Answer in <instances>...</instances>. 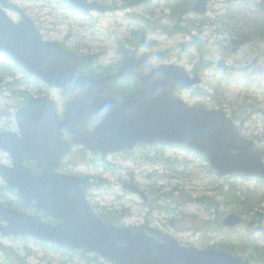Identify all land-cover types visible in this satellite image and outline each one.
Wrapping results in <instances>:
<instances>
[{
  "label": "water",
  "instance_id": "95a60500",
  "mask_svg": "<svg viewBox=\"0 0 264 264\" xmlns=\"http://www.w3.org/2000/svg\"><path fill=\"white\" fill-rule=\"evenodd\" d=\"M68 1L81 13L107 11L97 1ZM1 2L5 7H17L11 0ZM193 11L206 13L208 0H197ZM119 52L124 59L115 73L100 78L77 75L80 68L96 67L93 56L77 55L57 42L43 39L30 18L24 16L16 23L0 5V55L61 88L66 105L60 119L56 103L49 96L31 98L16 114L21 136L12 131L0 132V148L14 160L13 166L0 163L6 188L17 191L27 207L60 221L47 223L41 214L0 204L1 233L85 249L115 264H250L228 252L183 246L157 228L119 227L105 222L86 198L90 181L58 171L62 158L76 145L105 157L109 152L133 149L143 141L195 151L208 158L220 175L264 180V147L244 135L224 110L208 109L201 100L189 105L178 96V91L201 83L202 78L193 77L179 64L152 66L148 63L152 53L146 49L122 44ZM126 77L140 81L138 96L131 100L117 97L115 82ZM64 130L69 133L66 138ZM29 161L40 169L39 175ZM124 188L147 200L137 186L125 183ZM242 220L228 214L223 223L235 226ZM249 225L264 230V218Z\"/></svg>",
  "mask_w": 264,
  "mask_h": 264
},
{
  "label": "rangeland",
  "instance_id": "374dc122",
  "mask_svg": "<svg viewBox=\"0 0 264 264\" xmlns=\"http://www.w3.org/2000/svg\"><path fill=\"white\" fill-rule=\"evenodd\" d=\"M19 1L29 8L32 19L46 40L59 42L77 54L96 55L101 65H109L114 70L122 58L117 52L118 46L121 42L128 43L126 38H132L134 34L129 24L135 18H162L163 7L169 0H149L150 4L143 2L89 16L77 14L63 0ZM98 1L109 6L122 4V0ZM172 1L181 2L183 7L188 4L191 8L195 0ZM165 12L163 23L175 24L170 10ZM232 14L241 17V24L251 20L261 21L264 0H209V12L205 15L192 11L182 13V25L189 26L192 33L202 38L209 50L208 57L221 64L204 70L201 85L179 94L190 104L202 100L210 108L225 109L231 117L234 115L237 118L233 117L238 124L244 125L243 132L248 137L264 146V39L256 38L243 45H233V40H240V33H232L228 26V22L232 24ZM145 39L147 44L142 47L157 52L149 60L152 65L181 64L192 71L198 61L199 53L192 35L157 30L148 33ZM3 69L10 72L0 73V131H19L15 113L28 97L50 96L56 102L58 114L63 115L65 105L59 89L27 75L9 60L0 59V70ZM154 146L139 144L130 154L112 153L105 160L100 154L95 155L79 147L64 159L61 171L89 178L93 182L88 198L92 205H97L99 213L129 209L119 224L134 225L149 218L153 225L172 233L184 243L213 247L232 241L239 246L251 244L254 247L251 253L255 252L257 257L264 254V232L252 230L248 224L232 228L216 225L229 213H243L241 215L247 220L251 216L264 215V202L257 198L264 196L263 182L255 178L221 177L205 158L197 154ZM154 157H164L165 163L153 164L150 160ZM0 162L12 165L11 157L2 150ZM105 165L110 169H106ZM125 181L136 183L144 190L150 188L154 181L161 193L172 192L173 198H163L161 202L171 208L170 213L151 211L149 204H144L139 196L122 188ZM4 184L0 177V187ZM232 187L237 188L242 199L250 197L251 205L245 207L226 198L224 193ZM8 194L3 199L6 204L23 210L17 195ZM212 198L217 205H209ZM202 219L210 220L205 224L208 228H195ZM9 247L25 257L26 264H113L94 253L65 251L34 238L4 237L1 234L0 264H22L8 250ZM237 251L242 255L250 254L248 251ZM254 264H264V258L255 259Z\"/></svg>",
  "mask_w": 264,
  "mask_h": 264
},
{
  "label": "trees",
  "instance_id": "16d2710c",
  "mask_svg": "<svg viewBox=\"0 0 264 264\" xmlns=\"http://www.w3.org/2000/svg\"><path fill=\"white\" fill-rule=\"evenodd\" d=\"M144 1H146V0H122L123 5H126L127 3H128L127 5H140ZM146 4H150V3H146ZM165 5L166 6L163 8L162 18H157L155 20H151V19L143 20V19L138 18L134 22V27L132 28V32H134L133 37L127 38L129 44H131L133 46L146 45V39L145 38L147 37V34L151 31L161 30L164 33H174V32H180L181 31L187 35H192L193 43L196 45L198 53H199L198 54V62L196 63V65L193 69V72L195 74H200L209 66L214 67L216 65V62L211 61L207 56L208 52H209V50L207 48V44L202 40V38L194 35L189 26L182 25V23H183L182 13H187L190 11L189 5L186 4L187 6L183 7L181 2H175L172 0L168 1ZM114 7H116V6H114ZM167 9L170 10V16L176 20V23L173 25H170L167 23L164 24L162 21L166 15L165 10H167ZM230 18L232 20L231 31H232V33H240L241 43L247 42L249 40V38L252 37L254 34H255L254 35L255 37H258L259 39H264V24H259L258 21L254 22V23L252 22L251 24L248 25L249 31L246 32L245 26L240 24V19L237 16L232 15ZM228 25H230V23H228ZM241 27H243L245 29H243ZM156 54H157V52H156ZM111 69H112L111 66H100L98 71L95 72V75L96 76L103 75L105 73L110 72ZM130 82H131V84H129L128 87L124 86L123 84H121L119 87V94L125 98L132 96L133 92L136 90V88L138 86V82L136 80H131ZM155 160L163 161V159H155ZM224 194H225L226 198L235 200L238 203H241L245 207L251 205L249 202L250 197L243 200L241 198V196L238 194V190L235 187H232L229 191H227ZM8 195L9 194L7 193L5 187L1 186L0 187V201H2ZM149 195H150L152 201L159 203L160 205H161L160 201H162L163 198H172V196H173L172 192L162 194L160 192V189L157 188L156 183L154 181L152 182V185L149 188ZM229 201H231V200H229ZM4 202L7 203L6 201H4ZM231 202H233V201H231ZM205 203L208 205V203L206 201H205ZM20 204H21V202H20ZM209 205L215 206V205H217V201H215L212 198L209 202ZM158 208H162L163 210H167V211L169 210V206H158ZM201 222H202V224L208 223V222L203 221V220ZM216 225H219V227L222 226L220 221H218L216 223ZM9 249L13 255H15L16 257H18L21 260L22 264H26L25 257L20 255V253L15 251L13 248L9 247L8 250Z\"/></svg>",
  "mask_w": 264,
  "mask_h": 264
},
{
  "label": "flooded vegetation",
  "instance_id": "af4514ba",
  "mask_svg": "<svg viewBox=\"0 0 264 264\" xmlns=\"http://www.w3.org/2000/svg\"><path fill=\"white\" fill-rule=\"evenodd\" d=\"M17 1H19V0H15V2L19 5L20 9L7 8L6 12H7L8 16L15 22H20L23 19L24 14H26V15H28V17L32 18L30 11H29V8H27L26 6H23L20 2H17ZM96 206L97 205H94L95 208H96ZM149 206L151 208L150 202H149ZM100 214L102 215V217L104 219H106V220L107 219H113V221L118 223L120 220H122L121 217L124 215V212L122 210V211H119L118 214H116V211H109V212L101 211ZM141 223H144L146 225L155 226L152 224V221L149 218H147V219L145 218V220H143V222H141ZM121 225H123V224H121ZM155 227H158V226H155ZM185 244H189V243H185ZM249 259L252 260V257L250 256Z\"/></svg>",
  "mask_w": 264,
  "mask_h": 264
}]
</instances>
